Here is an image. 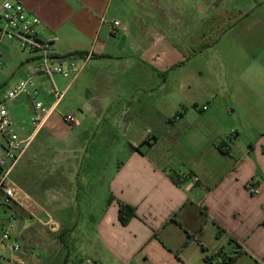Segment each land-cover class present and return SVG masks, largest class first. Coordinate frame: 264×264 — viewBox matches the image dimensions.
Instances as JSON below:
<instances>
[{"label":"crops","instance_id":"1","mask_svg":"<svg viewBox=\"0 0 264 264\" xmlns=\"http://www.w3.org/2000/svg\"><path fill=\"white\" fill-rule=\"evenodd\" d=\"M13 1L40 20L38 34L50 40L51 52L85 59L72 82L35 79L46 106L51 84L65 91L44 124L25 136H47L48 158L36 155L40 146L33 154L38 174L64 185L36 178L32 195L55 214L73 213L67 199L78 189L72 185L83 150L84 183L96 166L94 181L107 193L96 220L89 210L82 225L55 220L58 232H70L54 248L39 242L23 248L16 225L10 241L0 239V264H205L215 255L234 258L231 264H264V14L248 13L225 61L202 68L194 61L201 50L186 57L194 47L175 45L179 20L169 26L163 13L170 0ZM147 6L158 13L154 35L152 27L131 24L150 17ZM25 73L31 74L29 58ZM66 114L78 126L64 124ZM179 175L198 181L182 183ZM40 204L38 214H45ZM120 205L134 209L125 225ZM12 241L20 251L5 258Z\"/></svg>","mask_w":264,"mask_h":264},{"label":"rangeland","instance_id":"2","mask_svg":"<svg viewBox=\"0 0 264 264\" xmlns=\"http://www.w3.org/2000/svg\"><path fill=\"white\" fill-rule=\"evenodd\" d=\"M172 1L170 0V4L163 7V13L168 16L169 26L177 24L178 21H175V17L179 20L181 29L179 32L173 33L176 34L173 39L175 45L181 49L187 47V44L194 47L189 48L186 53L184 52L186 57L192 54L193 51L201 50V55L194 61L202 68L213 62L225 61V50L235 41L234 32L240 30L241 22L246 19L245 16L248 13L256 12L264 14V0H196V3L192 4H188V0H179V5ZM147 12L145 13L150 16L149 18L147 17V20L145 19L146 17L141 16V18L131 22V24L136 30H140V26L143 29H150L152 27L153 31L151 34L154 35L155 28L158 24L154 20V17H157L158 13L150 6H147ZM236 22V26L232 28ZM191 31L192 34H190ZM153 35L148 40L155 41L156 39L152 37ZM28 58L29 54L22 50L17 41L8 38H3L0 41V99L3 98L5 92L14 84L29 77L28 73L23 74ZM68 96H71V94L69 93ZM6 107L11 120L13 133L21 138L29 135L33 131L32 116L34 114L30 100L22 96L8 103ZM37 133L33 135L30 141L31 147L29 152L23 156L10 175L11 180L27 196L23 202V207L14 204L9 206L0 205V238L9 220L13 221V231L17 225L18 232H21L20 238L22 240L19 239L20 243L23 248H28L29 250L38 242L49 249L54 248L56 246L55 243H59L57 235L60 232L56 233L51 231L50 227L39 223L38 220L45 222V218L48 215L54 221H59L62 224L72 225L74 222L84 224V216H88V214H84V210L90 211L92 221L96 220L102 208H104L107 193L106 186H97L94 181V177L98 171L96 166L91 165L90 170L92 171L88 175V181L84 183V170L89 160H86V164H84L83 150L79 154L78 159L79 178L74 180L72 185L78 189L74 193L72 200L67 199V201L71 203L73 201L75 203L74 210H72L73 213L55 214L49 208H46V204H40L38 199L33 197V192L30 188L34 179H40L41 185L46 186L49 183L50 185L54 184L57 186L64 185V183L62 181H44V179L42 180V174H38V169L41 168L37 166L36 155L42 154V158H48L49 150H43L42 147L45 144L44 140L47 136L44 133L39 135ZM39 146L40 153L33 156L35 151L39 150ZM103 162L107 165L110 159L105 157ZM85 189L86 194L84 195ZM44 201L47 202L48 199L46 198ZM76 202L79 204L78 207H76ZM38 204L45 207V214H38ZM84 205L87 206L85 207ZM23 242L24 244H22ZM12 252L10 249L9 252L5 251V258H9Z\"/></svg>","mask_w":264,"mask_h":264},{"label":"built area","instance_id":"3","mask_svg":"<svg viewBox=\"0 0 264 264\" xmlns=\"http://www.w3.org/2000/svg\"><path fill=\"white\" fill-rule=\"evenodd\" d=\"M40 20L28 13L23 5L13 0H5L0 5V41L3 38L15 40L19 43L23 51L29 54L31 62V74L26 79L16 83L9 88L2 99H0V203L4 206L19 205L23 207L26 200V194L11 180L10 173L24 155L31 139L29 137L21 138L13 133L11 120L6 105L18 98L25 96L30 100L34 114L32 124L34 129H39L47 117L58 107L62 101L65 91L50 85L47 94L52 102L49 106L44 105L38 97L35 79L42 77L50 81L54 77H60L69 82L74 81L84 67L85 59L78 55L58 56L48 48L50 40L38 34ZM120 26L118 21L112 22V27ZM205 109V108H203ZM62 121L71 126H78V119L71 114L62 116ZM232 134L228 135L226 140L230 141ZM226 147H220L224 150ZM180 176V175H179ZM180 176V181L197 183L198 179L194 176ZM252 192H255L251 188ZM43 225L50 227L51 231L58 232V225L52 217L45 218ZM14 228L13 221L7 223L4 229L1 241L11 239V233ZM10 250L20 251V245L12 241ZM19 264H24L22 261ZM214 264H221V257H217Z\"/></svg>","mask_w":264,"mask_h":264},{"label":"trees","instance_id":"4","mask_svg":"<svg viewBox=\"0 0 264 264\" xmlns=\"http://www.w3.org/2000/svg\"><path fill=\"white\" fill-rule=\"evenodd\" d=\"M76 55H82V53H78ZM85 55V53H84ZM137 150V148H136ZM9 206V205H7ZM134 209L128 205H120L119 210H118V221L120 222V224L125 225L127 224L130 219L132 217H134ZM69 230H64L61 233H59L58 239L61 242H66L67 237L69 235ZM219 257V255H215V257H211V258H204V262L205 264H214V261L216 260V258ZM234 258L232 259H225L223 257H221V264H231L233 262Z\"/></svg>","mask_w":264,"mask_h":264}]
</instances>
